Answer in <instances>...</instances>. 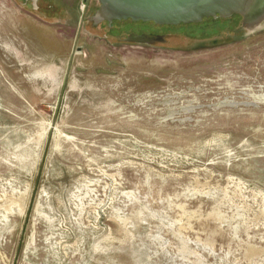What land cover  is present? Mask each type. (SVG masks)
Listing matches in <instances>:
<instances>
[{
	"label": "rangeland",
	"instance_id": "374dc122",
	"mask_svg": "<svg viewBox=\"0 0 264 264\" xmlns=\"http://www.w3.org/2000/svg\"><path fill=\"white\" fill-rule=\"evenodd\" d=\"M0 264H264V49L123 78L0 0Z\"/></svg>",
	"mask_w": 264,
	"mask_h": 264
},
{
	"label": "water",
	"instance_id": "95a60500",
	"mask_svg": "<svg viewBox=\"0 0 264 264\" xmlns=\"http://www.w3.org/2000/svg\"><path fill=\"white\" fill-rule=\"evenodd\" d=\"M7 1L123 78L198 71L264 49V0Z\"/></svg>",
	"mask_w": 264,
	"mask_h": 264
},
{
	"label": "trees",
	"instance_id": "16d2710c",
	"mask_svg": "<svg viewBox=\"0 0 264 264\" xmlns=\"http://www.w3.org/2000/svg\"><path fill=\"white\" fill-rule=\"evenodd\" d=\"M208 19H210V18H208ZM204 20H206V19H204ZM189 25H192V24H189Z\"/></svg>",
	"mask_w": 264,
	"mask_h": 264
}]
</instances>
